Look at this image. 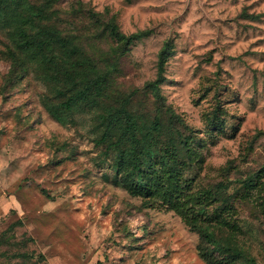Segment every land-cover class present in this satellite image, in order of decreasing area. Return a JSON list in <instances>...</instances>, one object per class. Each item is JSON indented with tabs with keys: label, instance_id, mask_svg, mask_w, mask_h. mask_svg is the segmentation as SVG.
I'll list each match as a JSON object with an SVG mask.
<instances>
[{
	"label": "rangeland",
	"instance_id": "obj_1",
	"mask_svg": "<svg viewBox=\"0 0 264 264\" xmlns=\"http://www.w3.org/2000/svg\"><path fill=\"white\" fill-rule=\"evenodd\" d=\"M27 1L47 2L59 29L95 60L109 55L115 69L98 105L57 118L48 106L64 97L35 63H12L10 26L0 22V233L10 248L26 241L25 250L44 256L25 264H208L199 234L176 210L121 182L124 170L117 174L113 164L119 151L106 152L96 118L128 97V109L152 122L145 84L168 44L159 93L197 156L189 162L179 154L172 185L183 194L222 192L228 224L218 235L264 264V188L247 193L241 183L264 166V0ZM111 20L126 35L143 32L120 54L102 30ZM166 144L165 130L158 145ZM223 203L212 201L207 213ZM11 262L24 264L0 258Z\"/></svg>",
	"mask_w": 264,
	"mask_h": 264
},
{
	"label": "trees",
	"instance_id": "obj_2",
	"mask_svg": "<svg viewBox=\"0 0 264 264\" xmlns=\"http://www.w3.org/2000/svg\"><path fill=\"white\" fill-rule=\"evenodd\" d=\"M55 17L56 12L49 9L47 2L38 4L27 0H0V22L10 26L9 36L15 48L8 49L10 60L22 69L29 62L35 63L44 78L53 83L54 91L64 99L58 105H49L48 110L61 118L62 113L80 105L95 106L100 103V97L107 91L110 82L114 81L115 62L109 61V55L95 60L75 36L58 28L54 23ZM102 30L115 44L113 54H120L143 34L126 35L118 29L114 20L109 21ZM169 54L170 46L166 44L158 52L155 79L145 84L154 99L156 113L152 122L146 124V116L129 110L127 97L118 106L97 113L96 118L103 126L100 139L107 140L106 152L119 151L113 164L117 174L124 170L121 182L131 193L160 195L199 234L202 245L198 250L208 264H256L254 258L247 256L234 238L218 235L219 224H228L222 216L223 210L229 208L222 192L214 193L207 189L183 194L172 185L180 163L179 154H186L189 162L197 161V156H194L196 151L190 146L192 136L183 131L182 126H176L180 122L174 120L173 110L164 104L159 93V83L164 78L163 66ZM163 118H166L165 123ZM118 129L117 137L112 138ZM165 130L168 144L160 149L158 136ZM122 147L125 149L121 150ZM262 177L264 166L241 181L247 193L264 188ZM214 200L224 202L222 209L207 213L206 206ZM9 238L5 232L0 233V258L3 257L7 263L11 259H19L22 263L33 259L35 262L44 260L42 253L36 256L25 250L26 241L14 243L17 248L11 249Z\"/></svg>",
	"mask_w": 264,
	"mask_h": 264
}]
</instances>
